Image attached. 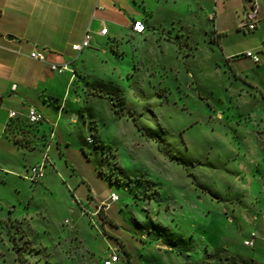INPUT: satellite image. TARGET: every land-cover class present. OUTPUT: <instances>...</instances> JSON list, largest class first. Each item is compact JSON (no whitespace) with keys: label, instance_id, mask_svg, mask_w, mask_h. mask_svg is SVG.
Listing matches in <instances>:
<instances>
[{"label":"rangeland","instance_id":"1","mask_svg":"<svg viewBox=\"0 0 264 264\" xmlns=\"http://www.w3.org/2000/svg\"><path fill=\"white\" fill-rule=\"evenodd\" d=\"M240 5L154 0L153 27L75 69L81 109L43 179L0 171V264H264V53L243 55L264 25L240 29Z\"/></svg>","mask_w":264,"mask_h":264},{"label":"crops","instance_id":"2","mask_svg":"<svg viewBox=\"0 0 264 264\" xmlns=\"http://www.w3.org/2000/svg\"><path fill=\"white\" fill-rule=\"evenodd\" d=\"M255 1L260 6V23L264 25V0ZM153 3L154 0H0V171L24 176L31 165L42 159L48 143L50 152L54 146L63 151L67 139L61 126L75 119V112L81 109L79 97L71 98L75 69L85 68L91 59L108 53L113 42L123 44L134 33L140 35L153 27L154 13L145 11ZM250 3L251 0H241L242 12ZM215 15V31L219 34L217 5ZM138 20L145 25L142 32L133 29ZM105 25L108 33L102 35L100 31ZM87 32L92 35L90 46L77 52L73 45L82 43ZM261 48L257 41L251 49ZM33 51L43 52L46 61L33 59ZM65 62L74 72L58 73L52 69L53 63ZM260 91L264 96V91ZM32 106L44 115L40 123L28 122ZM11 112L16 115L11 117ZM24 122L32 129L16 135ZM260 129L264 130V126ZM262 146H257L259 152L263 151ZM31 151L40 152V156L27 165ZM263 158L256 160L251 180L259 188L255 193L264 202ZM242 164L245 171L238 172L246 181L249 168L246 160ZM247 217L259 219L248 214Z\"/></svg>","mask_w":264,"mask_h":264},{"label":"built area","instance_id":"3","mask_svg":"<svg viewBox=\"0 0 264 264\" xmlns=\"http://www.w3.org/2000/svg\"><path fill=\"white\" fill-rule=\"evenodd\" d=\"M215 18H216L215 15H211L210 17L212 21H215ZM260 20H261L260 6L257 1L251 0L250 5L247 8H245L242 12L239 28L248 31H255L258 28ZM136 25H140V27H136ZM133 29L137 32H142L145 29V25L142 21L138 20L134 23ZM107 33H108V27L105 25L101 29L100 34L106 35ZM91 38L92 35L89 32H87L83 42L80 44H74L73 49L76 50L77 52H82L84 48L90 46ZM261 53H264V47H262L260 50L257 51L247 50L243 53V55L247 58H250L254 63L260 64L262 62ZM30 56L33 59L46 61L45 54L40 51H33L30 53ZM52 69L58 73H63L66 71L74 72V69L67 62L61 64L53 63ZM15 115L16 114L14 112L10 113L11 117H14ZM27 119L28 122L31 124H37L44 120V115L36 107L32 106L29 108ZM54 135L55 132L52 131L50 137L53 139ZM50 149H51V144L48 143L46 145L42 159L39 162L31 165L27 169L26 173L24 174L25 178L29 179L31 182H39L43 179V177L45 176V168L47 167L48 163H50V153H49ZM118 201H119V195L116 192L113 191L110 192V194H108L105 200H103V202L99 204L96 213L99 214L101 210L107 211L109 209L110 204L116 203ZM256 237H257L256 233H252V239L246 240L245 244L248 246H253ZM120 259H121L120 252L117 249L113 248L109 250L106 258L104 259L103 264H116L120 261Z\"/></svg>","mask_w":264,"mask_h":264},{"label":"snow or ice","instance_id":"4","mask_svg":"<svg viewBox=\"0 0 264 264\" xmlns=\"http://www.w3.org/2000/svg\"><path fill=\"white\" fill-rule=\"evenodd\" d=\"M136 27H140V25H136Z\"/></svg>","mask_w":264,"mask_h":264},{"label":"trees","instance_id":"5","mask_svg":"<svg viewBox=\"0 0 264 264\" xmlns=\"http://www.w3.org/2000/svg\"><path fill=\"white\" fill-rule=\"evenodd\" d=\"M135 123H136V120H135Z\"/></svg>","mask_w":264,"mask_h":264}]
</instances>
